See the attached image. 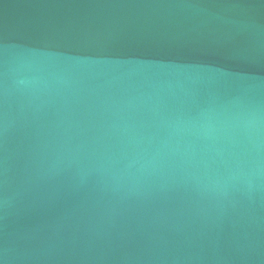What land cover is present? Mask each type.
Here are the masks:
<instances>
[{"label":"water","instance_id":"obj_1","mask_svg":"<svg viewBox=\"0 0 264 264\" xmlns=\"http://www.w3.org/2000/svg\"><path fill=\"white\" fill-rule=\"evenodd\" d=\"M0 264H264V0H0Z\"/></svg>","mask_w":264,"mask_h":264}]
</instances>
